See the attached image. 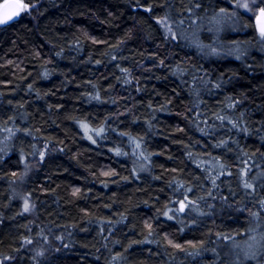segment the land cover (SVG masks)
<instances>
[{
  "label": "trees",
  "instance_id": "1",
  "mask_svg": "<svg viewBox=\"0 0 264 264\" xmlns=\"http://www.w3.org/2000/svg\"><path fill=\"white\" fill-rule=\"evenodd\" d=\"M20 1L0 25V264H264L254 16L236 0ZM51 231L62 245L34 252Z\"/></svg>",
  "mask_w": 264,
  "mask_h": 264
},
{
  "label": "rangeland",
  "instance_id": "2",
  "mask_svg": "<svg viewBox=\"0 0 264 264\" xmlns=\"http://www.w3.org/2000/svg\"><path fill=\"white\" fill-rule=\"evenodd\" d=\"M244 3H247L249 5L248 9H245L241 6ZM259 3H262L261 0H236V6L240 10L246 11L247 13H250L252 15V17L255 16L257 14V11L259 10V8L262 7V6H260V7L258 6ZM211 165H213V164H211ZM33 166H34V164H32V163L28 164L27 163V165L25 166V169L23 170L24 174L22 175V177L24 175H27L30 171H32ZM17 194L22 198L25 211L29 215H31L32 218H35L36 214H35L34 206L32 204L31 199L29 198V196L23 195L22 192H18ZM26 205H27V210H26ZM259 228H260V225H257V224L252 227L251 235H250L248 242H247L248 245H250V244L252 245V241L256 237V235H257L256 232H258ZM47 237H49L52 240V242H47L45 236L39 235V237L36 241V246L34 247V252H35V249L40 253V252H43L45 250H51V249H54L56 247H59L62 245L63 240H64L63 236L60 235L59 232H56V231H51V233L48 234ZM249 251H252V247L249 248Z\"/></svg>",
  "mask_w": 264,
  "mask_h": 264
},
{
  "label": "snow or ice",
  "instance_id": "3",
  "mask_svg": "<svg viewBox=\"0 0 264 264\" xmlns=\"http://www.w3.org/2000/svg\"><path fill=\"white\" fill-rule=\"evenodd\" d=\"M262 3H264V0H261ZM243 8L248 9L249 5L247 3H244L241 5ZM28 7L27 4L20 3L15 6H13L12 11L5 13V15L0 18V25L7 23L8 21L12 20L14 16H18L20 11H23ZM259 28H260V33L262 36H264V7L259 8L258 16H257ZM85 127V130L87 131V126L83 125ZM91 139V137H89ZM246 187H251V185H245ZM187 207L183 202H181L180 210L183 211L184 208ZM26 210H27V205H26ZM179 247V245H177Z\"/></svg>",
  "mask_w": 264,
  "mask_h": 264
},
{
  "label": "water",
  "instance_id": "4",
  "mask_svg": "<svg viewBox=\"0 0 264 264\" xmlns=\"http://www.w3.org/2000/svg\"><path fill=\"white\" fill-rule=\"evenodd\" d=\"M20 3H22V2L19 0H5L0 5V18H2L5 15V13L14 10L13 6L20 4ZM258 12H259V10L257 11V14L254 16V24L256 26L257 31L260 32V28H259V24H258V20H257ZM18 16H14L13 19H16Z\"/></svg>",
  "mask_w": 264,
  "mask_h": 264
},
{
  "label": "bare ground",
  "instance_id": "5",
  "mask_svg": "<svg viewBox=\"0 0 264 264\" xmlns=\"http://www.w3.org/2000/svg\"><path fill=\"white\" fill-rule=\"evenodd\" d=\"M228 5H229V4H228ZM228 5H227V6H228ZM239 13H240V12H239ZM243 17L245 18V16H243ZM251 27H252V26H251ZM246 30H247V29H246ZM253 30H254V29H253ZM250 34H251V33H250Z\"/></svg>",
  "mask_w": 264,
  "mask_h": 264
}]
</instances>
